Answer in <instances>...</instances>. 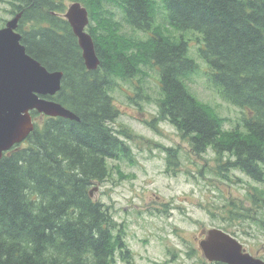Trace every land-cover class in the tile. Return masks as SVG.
Instances as JSON below:
<instances>
[{
	"label": "trees",
	"instance_id": "obj_1",
	"mask_svg": "<svg viewBox=\"0 0 264 264\" xmlns=\"http://www.w3.org/2000/svg\"><path fill=\"white\" fill-rule=\"evenodd\" d=\"M0 1L9 5L11 16L21 13L16 31L26 53L47 71L62 72L60 90L46 98L79 119L32 112L33 132L0 159V264L129 259L123 225L89 191L106 181L108 160L133 161L123 139L129 132L112 126L118 110L111 92L117 81L142 76L147 68L158 76L159 121L172 125L194 153L211 149L221 173L238 170L264 181V0ZM73 2L88 12L86 32L99 60L95 70L86 68L63 18ZM159 15L163 26L202 36L199 56L210 67L211 86L223 101L247 113L243 128L224 130L226 120L187 88L197 65L186 40L156 24ZM165 151L171 165L178 150ZM260 202L264 205V198Z\"/></svg>",
	"mask_w": 264,
	"mask_h": 264
},
{
	"label": "rangeland",
	"instance_id": "obj_2",
	"mask_svg": "<svg viewBox=\"0 0 264 264\" xmlns=\"http://www.w3.org/2000/svg\"><path fill=\"white\" fill-rule=\"evenodd\" d=\"M8 10L9 5L0 1V25L11 19ZM160 16L156 24L163 26ZM163 27L164 32L186 40L188 55L197 65L185 81L187 88L226 120L224 130L243 128L247 113L223 101L211 86L210 67L199 56L202 36ZM124 31L131 33L127 26ZM111 95L118 110L112 126L129 132V137L122 138L133 161L108 160L109 176L90 190L91 198L108 207L125 230L130 257L127 261L117 258L116 264H196L203 260L198 244L202 232L211 228L225 229L253 250L264 244L260 224L264 181L256 182L238 170L221 173V161L211 149L194 153L172 125L156 118L159 81L155 69H144L142 76L128 82L117 81ZM171 148L178 152L170 165L165 149ZM252 196L259 201L252 202Z\"/></svg>",
	"mask_w": 264,
	"mask_h": 264
},
{
	"label": "water",
	"instance_id": "obj_3",
	"mask_svg": "<svg viewBox=\"0 0 264 264\" xmlns=\"http://www.w3.org/2000/svg\"><path fill=\"white\" fill-rule=\"evenodd\" d=\"M20 17L21 13H18L0 29V159L34 130L33 111L52 118L79 121L59 103L45 99L60 90L62 72L47 71L26 53L20 43L21 36L16 32ZM64 18L77 38L86 68L95 70L99 60L92 38L85 31L89 22L86 8L78 2L72 3ZM89 194L92 196L93 191ZM199 247L209 262L264 264L244 253L241 244L220 229L206 231Z\"/></svg>",
	"mask_w": 264,
	"mask_h": 264
},
{
	"label": "flooded vegetation",
	"instance_id": "obj_4",
	"mask_svg": "<svg viewBox=\"0 0 264 264\" xmlns=\"http://www.w3.org/2000/svg\"><path fill=\"white\" fill-rule=\"evenodd\" d=\"M232 237L235 238L241 244L244 253L252 256L255 259H259V260H261V261L264 262V244H262L261 246H259L256 250H253L247 244H245L243 242H240L235 235H232ZM201 239H203V237H201L200 240ZM200 240H199V242H200ZM194 251H196V250H194ZM213 264H219V263H213Z\"/></svg>",
	"mask_w": 264,
	"mask_h": 264
}]
</instances>
